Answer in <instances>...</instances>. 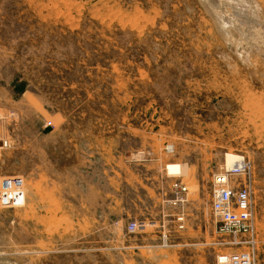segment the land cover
I'll return each mask as SVG.
<instances>
[{"label":"rangeland","instance_id":"1","mask_svg":"<svg viewBox=\"0 0 264 264\" xmlns=\"http://www.w3.org/2000/svg\"><path fill=\"white\" fill-rule=\"evenodd\" d=\"M2 140L0 264H216L227 152L264 264V0H0Z\"/></svg>","mask_w":264,"mask_h":264},{"label":"built area","instance_id":"2","mask_svg":"<svg viewBox=\"0 0 264 264\" xmlns=\"http://www.w3.org/2000/svg\"><path fill=\"white\" fill-rule=\"evenodd\" d=\"M2 146L7 145L2 140ZM242 161L231 167L221 168L212 174L210 209L217 224V229L230 240L225 244L231 247L244 248L238 252H220L216 264H252L254 244L257 241V223L252 192V170L245 156ZM10 177V178H3ZM2 190L0 199L2 206H21L26 198L22 194L24 179L20 175H0ZM177 197L188 192L187 185H175ZM175 187V188H176ZM9 192V193H8ZM8 193V194H7ZM179 227L184 228L185 216H177ZM129 230L136 232L144 226V222L135 221L128 224Z\"/></svg>","mask_w":264,"mask_h":264},{"label":"bare ground","instance_id":"3","mask_svg":"<svg viewBox=\"0 0 264 264\" xmlns=\"http://www.w3.org/2000/svg\"><path fill=\"white\" fill-rule=\"evenodd\" d=\"M228 19V18H227ZM228 24V23H227ZM243 156V155H242ZM226 162V167H231V166H234L236 163H240L242 161L241 159V156L239 154H236V153H233V152H227V154L225 155V160ZM175 163V162H174ZM167 165V164H166ZM186 168V167H185ZM167 171L173 176H179L181 175V171L180 169H178L175 173H172L170 170H169V167L167 166ZM187 171V170H186ZM172 188L174 186H171ZM173 190V189H172ZM188 195V194H187ZM185 197V196H184ZM186 198V197H185ZM178 199V198H177ZM167 200V199H166ZM176 200V199H175ZM187 200V199H186ZM172 202V201H171ZM175 205V204H173ZM143 221V220H142ZM148 221V220H147ZM146 222V220H145ZM148 224V223H147ZM150 225V224H149ZM148 227H151V226H148ZM151 229V228H150Z\"/></svg>","mask_w":264,"mask_h":264}]
</instances>
